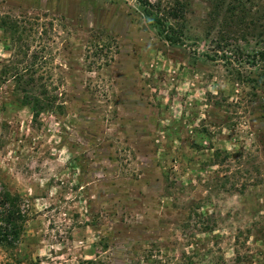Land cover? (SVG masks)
I'll list each match as a JSON object with an SVG mask.
<instances>
[{"label": "rangeland", "instance_id": "obj_1", "mask_svg": "<svg viewBox=\"0 0 264 264\" xmlns=\"http://www.w3.org/2000/svg\"><path fill=\"white\" fill-rule=\"evenodd\" d=\"M148 1L0 0V264H264V0Z\"/></svg>", "mask_w": 264, "mask_h": 264}, {"label": "trees", "instance_id": "obj_2", "mask_svg": "<svg viewBox=\"0 0 264 264\" xmlns=\"http://www.w3.org/2000/svg\"><path fill=\"white\" fill-rule=\"evenodd\" d=\"M140 4H142L145 7L146 13H150L148 7L151 5L148 0H137ZM179 4V3H178ZM181 5L179 4L178 9L173 8L170 11V16L173 19H178L182 15V9ZM155 22L163 27V30L166 32L165 33V40L168 41L170 44H178L179 40L178 38L174 35L173 30L171 31L172 27L171 26H165V23L162 22L159 18L155 19ZM171 31V32H170ZM218 55V52H217ZM206 57L214 60L209 54H206ZM254 59L256 62L262 61L264 62V45L260 50L257 51L256 55L254 56ZM11 64H6L4 65L1 70H0V81L2 79L12 77L15 81V86H16V93L17 97L14 98L13 103L17 104V106H29L32 109L33 112V118L36 121L37 118L39 117L40 113L46 109L47 107H51V105L54 103V99L46 92L45 88L43 87L40 90H37L38 81L39 78L35 77L36 71L32 68L33 66L31 64H28L27 62L23 64L24 68H19L18 66V61H13L11 60ZM34 62V61H32ZM31 66V70L30 67ZM33 72V73H32ZM41 79V78H40ZM42 87V86H41ZM218 155H216L217 157ZM174 163L182 164L181 159L178 160L175 158ZM80 167L81 162L79 160L76 161V165ZM174 170V167L172 168ZM170 173H172V170H170ZM9 195V194H7ZM13 215V212L11 209H9L7 218L9 219ZM189 217L192 218V222L189 220V224L193 223V226L195 228H198L199 231H202V233H210L213 231L212 226L210 224L215 223V220L211 217L208 216L207 213H205V209L202 206L200 209H195L190 212ZM208 217L210 220H208ZM190 245L194 246L193 247V252L192 254L194 255L193 257H197L200 255L201 250L198 248L199 241H194ZM209 252L208 255L212 254V250L208 248ZM205 255V254H204ZM192 259V257H190ZM215 260H212L211 264H214ZM84 263L86 264H95L94 260H84ZM195 264V263H193Z\"/></svg>", "mask_w": 264, "mask_h": 264}]
</instances>
